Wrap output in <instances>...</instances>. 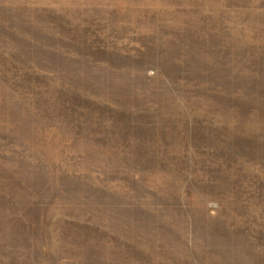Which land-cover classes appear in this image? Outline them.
I'll list each match as a JSON object with an SVG mask.
<instances>
[{"label":"rangeland","instance_id":"374dc122","mask_svg":"<svg viewBox=\"0 0 264 264\" xmlns=\"http://www.w3.org/2000/svg\"><path fill=\"white\" fill-rule=\"evenodd\" d=\"M0 264H264V0H0Z\"/></svg>","mask_w":264,"mask_h":264}]
</instances>
